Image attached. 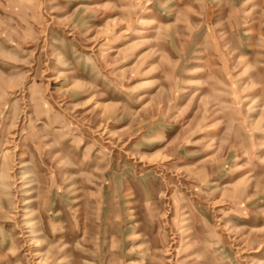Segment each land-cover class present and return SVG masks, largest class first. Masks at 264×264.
Returning <instances> with one entry per match:
<instances>
[{"label":"rangeland","instance_id":"obj_1","mask_svg":"<svg viewBox=\"0 0 264 264\" xmlns=\"http://www.w3.org/2000/svg\"><path fill=\"white\" fill-rule=\"evenodd\" d=\"M0 264H264V0H0Z\"/></svg>","mask_w":264,"mask_h":264}]
</instances>
